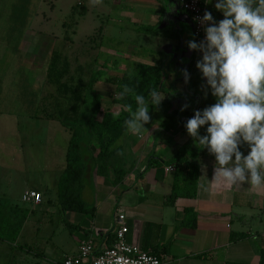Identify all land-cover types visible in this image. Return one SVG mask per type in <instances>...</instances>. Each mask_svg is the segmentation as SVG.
Here are the masks:
<instances>
[{"label":"crops","instance_id":"obj_1","mask_svg":"<svg viewBox=\"0 0 264 264\" xmlns=\"http://www.w3.org/2000/svg\"><path fill=\"white\" fill-rule=\"evenodd\" d=\"M44 1L0 0V75L3 76L4 84L11 71L17 73L20 68H25L38 73L44 65L48 55H44L41 63L32 61L35 55H31L29 39L44 37L33 29L39 22ZM216 2L210 0L208 12L219 22L224 17L216 10ZM160 8L162 6L157 0H145L148 36L160 35L166 29H161L155 35L149 32L150 27L163 21L161 15L156 14ZM180 21L172 19L173 37H178L175 22ZM24 26H27L25 30ZM101 26L102 37L118 36V33L110 32L107 22H102ZM166 48L170 47H165L163 51ZM192 82L197 83L196 90L206 84L197 68ZM192 94L197 95L199 107L206 102L209 106L216 102L210 90L207 96L205 93L198 96L193 91L188 96ZM40 98L41 95L39 102ZM10 117L22 118L15 115ZM171 137L167 132L160 135L156 133L149 139L145 138V145L136 139L132 141L125 138L123 144L128 145L125 154L127 158L132 157L128 160L131 162L132 159L134 166L116 186H112L107 177L98 176L95 172L91 174L88 187L82 191L83 201L94 209L91 213L58 210L56 186L59 177H51L50 170L43 183L27 175V181L20 183L15 179L13 168L9 167L8 170L0 166V200L25 207L29 211L16 242L0 241V264H62L65 257L77 252L79 242L85 238L92 239L95 252L102 251L114 240V216L117 212L126 218L127 242L142 251L146 248L156 252L162 264H264V188L256 190L247 184L242 187H218L208 183L213 180L216 162L215 157L204 153L193 161L198 165L195 199L178 200L171 205L166 198L173 184V168L145 169L147 158L152 152L161 160L173 157L184 138L182 131L176 142ZM68 144L67 141L65 146ZM4 149L8 151L6 147ZM53 149H46L45 152ZM34 150L35 153L40 152L39 148ZM249 151L245 148L244 155ZM60 152L66 156V148ZM5 157L9 158L7 153ZM4 162L0 161L3 165ZM6 165L12 166L10 159L5 162ZM27 171L31 172L32 169ZM27 191L39 193L41 202L37 205L24 203L22 197ZM184 208L194 211L195 216L190 219H195L194 227H179L186 218L182 213ZM63 221L75 225L74 229L69 231ZM146 224L151 227L145 240Z\"/></svg>","mask_w":264,"mask_h":264},{"label":"rangeland","instance_id":"obj_2","mask_svg":"<svg viewBox=\"0 0 264 264\" xmlns=\"http://www.w3.org/2000/svg\"><path fill=\"white\" fill-rule=\"evenodd\" d=\"M44 3L39 22L33 27L44 37H30V48L31 55H35L32 61L41 63L47 54L52 68L48 69L44 79L35 119L0 115V153L4 155L0 161L10 159L12 162V166H5V162L0 166L8 170L13 168L15 179L20 183L27 181L26 175L43 183L49 170L51 177H59L67 163L66 156L60 151L67 148L65 145L67 141L70 143L76 132L75 126L82 118H89L90 148L94 156L115 158L114 152L123 146L127 137L145 145V138L167 132L176 142L187 118L172 112L164 102V94L161 93L163 100L159 106H149L151 120L145 125L148 132L140 137L126 134L124 127V121L129 117L125 105L131 104L135 110L134 99L129 96L121 100L116 95L127 84L151 103L148 93L156 88L160 79L155 66L160 65L164 48L173 49L175 59L179 54V40L173 37L172 27L166 26L160 35L148 36L145 0H102L95 6L90 0H45ZM161 10L156 14L161 15ZM175 10L171 13L175 18L189 22L177 5ZM104 21L111 33H118L117 37L101 36ZM201 57V53L194 52L188 71L190 79L187 84L184 77L175 82L176 91L187 95L192 91L198 96L204 94L201 89L196 90L197 86L190 88L196 75L195 62ZM173 70L174 64L169 65V73ZM172 88L169 86L170 90ZM208 106L207 102L200 105L201 108ZM9 109L17 110L16 107ZM36 148L40 149L39 153H35ZM51 148L53 151L45 152ZM69 163L74 167L78 165L72 157ZM28 169L32 171L28 172Z\"/></svg>","mask_w":264,"mask_h":264},{"label":"clouds","instance_id":"obj_3","mask_svg":"<svg viewBox=\"0 0 264 264\" xmlns=\"http://www.w3.org/2000/svg\"><path fill=\"white\" fill-rule=\"evenodd\" d=\"M90 3L95 6L102 0ZM215 8L224 18L217 22L208 11L194 18L205 38L191 40L187 47L202 54L196 62L206 80L201 89L205 96L210 90L216 102L195 111L185 127L195 143L215 157L213 180L208 183L218 187L247 184L259 190L264 188V0H217ZM181 74L187 84L189 72L182 69ZM116 95L121 100L131 96L135 101V110L131 104L125 105L129 113L124 121L126 134L140 137L148 132L149 106L160 105V91L150 90L151 103L127 84ZM204 126L207 134L202 136ZM244 145L250 149L246 156L240 150Z\"/></svg>","mask_w":264,"mask_h":264},{"label":"trees","instance_id":"obj_4","mask_svg":"<svg viewBox=\"0 0 264 264\" xmlns=\"http://www.w3.org/2000/svg\"><path fill=\"white\" fill-rule=\"evenodd\" d=\"M38 1L40 2V0ZM157 1L162 6L161 17L163 21L159 22L157 26L149 28V32L152 35L157 34L161 29H165L166 26L173 27L172 20L170 21V19L176 17L171 14L175 12L177 5L176 0ZM175 23L177 26L175 30L178 28V32L176 33L178 36L177 39L179 40V54L177 59H175L174 50L171 48L165 49V55L160 61V65L155 66L156 71H159L160 75V79L155 87L160 93L166 96L165 103L170 109L172 108V112L178 113L180 117H186L188 121V119L193 117L195 111H203L205 108L198 106V98L194 94L188 96L185 92L176 91L174 86L175 82L183 78L181 70L187 69V71H189L195 52L190 51L187 47V43L193 39L189 23L181 21ZM26 28L27 26H24L23 30ZM171 64H174V70L170 72V74L168 69ZM50 68L52 67L48 55L41 71L38 73L20 68L17 73L11 71L10 74L6 76L7 82H5V84L3 83V76L0 75V115H15L35 119L37 117L39 97L42 92L44 79L47 78L48 69ZM196 85V82H192L190 88L194 89ZM169 86H173L172 90L169 89ZM184 105H188V107L184 111H181ZM9 107H16L17 110H10ZM88 119L89 118H82L80 123L76 124L78 125L75 126L76 132L73 134L66 148V167L59 176L56 186V205L61 212H93V207H88L82 199V191L88 187L91 174L95 172L98 176L107 177L110 179V184L116 186L123 181L124 177L131 171L135 163L132 159L131 162H129L128 159L132 157H126L125 149L128 145L125 143L120 149L114 152V156H116L113 159L107 156H94L90 148L92 133ZM186 123L181 130L184 140L171 159L161 160L152 152L146 161L145 169L173 168V184L170 194L166 198L167 202L171 205L175 204L178 200L195 199L198 165L193 161L204 153L209 154L206 148L195 143L193 138L188 135L185 127ZM206 128L207 126H204L200 129V134L202 136L207 134ZM245 148H247L246 145L242 146L240 150L243 152ZM117 153L123 154L117 155ZM2 156L4 155L0 153V158ZM70 157L78 161L76 167H74V164L72 165V163H69ZM210 157L214 158L213 155H210ZM28 213L29 211L25 207L0 200L1 242H16ZM182 213L186 218L183 219L179 227H194L195 219L190 220L191 217L195 216L194 211L191 208H184ZM63 223L69 231H72L75 227V225L67 221H63ZM150 227L151 225L149 224L145 225V240L150 233ZM144 252L159 256L156 252L148 251L146 248ZM262 256L264 258V253Z\"/></svg>","mask_w":264,"mask_h":264},{"label":"built area","instance_id":"obj_5","mask_svg":"<svg viewBox=\"0 0 264 264\" xmlns=\"http://www.w3.org/2000/svg\"><path fill=\"white\" fill-rule=\"evenodd\" d=\"M178 9L184 13L191 23L192 37L196 42L205 38V32L198 20L205 11H209L210 0H176ZM199 53V52H197ZM168 170H171L168 167ZM26 204H39L41 195L35 191H27L22 197ZM115 230L112 244L99 252H95L93 241L90 238L82 239L78 244L77 252L64 258L62 264H162L157 255L146 253L130 245L126 240L128 227L126 218L117 212L114 216Z\"/></svg>","mask_w":264,"mask_h":264},{"label":"flooded vegetation","instance_id":"obj_6","mask_svg":"<svg viewBox=\"0 0 264 264\" xmlns=\"http://www.w3.org/2000/svg\"><path fill=\"white\" fill-rule=\"evenodd\" d=\"M190 26H191V23H190ZM192 33V32H191Z\"/></svg>","mask_w":264,"mask_h":264},{"label":"water","instance_id":"obj_7","mask_svg":"<svg viewBox=\"0 0 264 264\" xmlns=\"http://www.w3.org/2000/svg\"><path fill=\"white\" fill-rule=\"evenodd\" d=\"M179 10V9H178Z\"/></svg>","mask_w":264,"mask_h":264}]
</instances>
